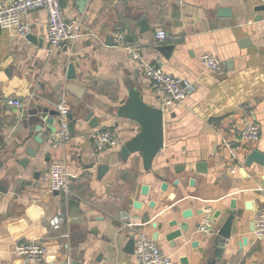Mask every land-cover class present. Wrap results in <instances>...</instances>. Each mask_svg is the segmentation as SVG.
<instances>
[{"label": "crops", "instance_id": "1", "mask_svg": "<svg viewBox=\"0 0 264 264\" xmlns=\"http://www.w3.org/2000/svg\"><path fill=\"white\" fill-rule=\"evenodd\" d=\"M12 1L0 0V6ZM62 6L80 36L61 49L49 45L45 9L24 18L33 41L0 28V264H29L16 250L33 243L48 248L42 264H137L136 247L128 253L127 245L139 234L152 238L172 264H183L184 258L189 264H209L215 238L202 235L198 225L210 210L213 229L221 226L233 201L242 217L219 264H264V238L254 234L255 218L264 210V166H245L252 151L264 153V23L257 21L264 18V4L65 0ZM223 9L228 13L221 15ZM160 31L167 33L162 43L156 40ZM121 34L141 44L140 61L129 58L118 42ZM162 46L173 47L168 59L157 50ZM205 54L220 61L219 72L202 67ZM71 64L74 82L86 90L83 101L65 90ZM145 65L189 83L188 98L163 108ZM132 89L164 111V148L149 171L139 154L128 161L121 157L123 145L142 130L118 115ZM11 99L24 108L11 107ZM59 105H66L77 123L72 142L54 148L58 117L53 134L41 135V143L34 139L40 134L35 120L45 125L51 115L43 111H58ZM89 113L99 120L98 128L86 122ZM252 122L261 126V139L240 142V131ZM109 130L116 132L118 146L97 152L88 135ZM56 161L65 163L70 181L69 192L58 195L49 183ZM201 162L207 163L206 175L196 172ZM233 166L239 168L235 174ZM144 186L149 187L146 195ZM186 211L193 213L188 220L183 219ZM60 213L63 221L55 228ZM182 223L190 225L189 231L168 240Z\"/></svg>", "mask_w": 264, "mask_h": 264}, {"label": "built area", "instance_id": "2", "mask_svg": "<svg viewBox=\"0 0 264 264\" xmlns=\"http://www.w3.org/2000/svg\"><path fill=\"white\" fill-rule=\"evenodd\" d=\"M65 0H13L8 4L0 6V28L13 30L20 37L27 38L31 34V27L24 21L26 15L37 9H45L48 14V33L47 38L52 49H61L66 44L75 41L80 33L77 29V22L68 21L63 9ZM264 4V0H260ZM264 23V18H263ZM167 39V33L160 31L156 34V40L159 43ZM118 42L125 48L129 58L134 61L141 60V44L137 41L129 40L124 34L119 35ZM201 65L206 70L216 73L221 70L220 61L211 54H205L201 57ZM145 77L151 83L155 96L162 104V107L184 102L190 95L192 88L189 83L182 78L164 71L162 68L145 65ZM11 107L18 110L24 108L23 103L18 99L8 101ZM59 128L52 137V146L54 148L67 146L72 140L70 128V110L66 105L58 107ZM261 126L255 122L247 124L241 131L240 142L254 144L261 139ZM89 140L97 152H103L107 149L118 146L117 134L113 130L105 132H92L88 135ZM231 142H226V147L232 148ZM232 155L238 161V156L233 152ZM238 161V162H237ZM239 170L238 166L230 167V171L235 174ZM49 183L51 193L69 192L70 181L67 173V167L63 161H56L50 167ZM63 221V214H59L53 220V226L60 228ZM213 229V215L210 210L206 211L203 222L200 226V232L208 234ZM254 234L257 238H264V210L260 211L255 218ZM135 259L137 264H172V259L164 255L158 244L145 234H139L135 241ZM16 253L25 262L29 264H42L47 255V246L40 243L21 245Z\"/></svg>", "mask_w": 264, "mask_h": 264}, {"label": "water", "instance_id": "3", "mask_svg": "<svg viewBox=\"0 0 264 264\" xmlns=\"http://www.w3.org/2000/svg\"><path fill=\"white\" fill-rule=\"evenodd\" d=\"M262 10L264 7L261 8ZM228 10H221V15L227 14ZM263 17H258L257 21H262ZM35 37L29 35L27 37L28 40L33 41ZM158 52L164 55L166 59L169 58L170 52L173 50V47H159ZM67 80L69 83L66 85V92L71 96L75 97L79 101H83L85 97V89H82L77 83L74 81L77 78L75 67L71 64L69 65L66 73ZM43 113H49L51 117L45 121V125H40V118L35 120L39 124L36 126V131L39 132L37 136H35V140L39 143L42 141V136H48L53 134V126L55 124V120L53 118L59 116L58 111H50L49 109H45ZM118 115L121 118L130 119L134 121L142 130L141 132L132 140L125 143L122 147L121 157L123 161H128L132 156L139 154L142 158L143 167L146 171L151 170L154 160L159 154V152L164 148V111L161 108L154 107L146 104L143 101L141 94L137 90H130L129 99L118 110ZM94 114L89 113L86 117V122L89 123V126L92 129L98 128L99 120L97 118H93ZM71 120L70 128L72 133H74L75 126L77 121L74 119L73 115H69ZM44 132V133H43ZM28 154L31 156H35V150H29ZM253 164H257L259 166H264V153L254 150L252 151L245 159V166L250 168ZM196 172L199 174L206 175L208 173L207 163L201 162L196 165ZM245 172V171H244ZM165 188V186H164ZM149 191L148 186H144L142 189V194L146 195ZM58 192H55L54 195H58ZM139 203L136 204V207H139ZM236 202L233 201L231 205V210L227 212V217L221 226H215V228L208 234L202 235H210L215 239L211 244L212 248L215 250L213 257L210 259L209 264H219L223 259V254L225 249L227 248L229 242L232 240L235 229V223L238 219H241L242 213L241 211L236 210ZM251 208L250 205H248ZM193 216L191 211H186L183 214V219L188 220ZM173 223L171 226H175ZM200 225H198V228ZM190 225L188 223H182L179 231H175L168 236V240L174 241L183 236L184 233L189 231ZM199 231V229H198ZM157 237V235H156ZM156 237L154 239H156ZM135 248V240L129 241L127 245V252L134 253ZM183 264H189L188 260L184 258L182 260ZM68 264V263H64Z\"/></svg>", "mask_w": 264, "mask_h": 264}]
</instances>
